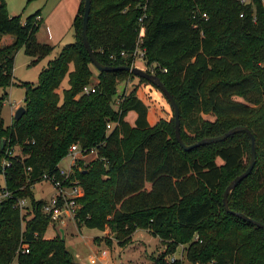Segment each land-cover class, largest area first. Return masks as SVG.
Returning a JSON list of instances; mask_svg holds the SVG:
<instances>
[{"label":"trees","instance_id":"trees-1","mask_svg":"<svg viewBox=\"0 0 264 264\" xmlns=\"http://www.w3.org/2000/svg\"><path fill=\"white\" fill-rule=\"evenodd\" d=\"M82 6L79 0L70 22L73 40L45 61L31 83L13 79L12 61L19 47L34 57L30 63L50 52L51 45L34 38L40 10L21 21L0 0V37L11 36L0 43V88L23 87L20 116L8 124L0 117V191L7 192L0 198V264H9L14 256L17 264H78L58 234L43 236L48 224L40 210L44 200L31 194L42 173L55 174L71 143L93 147L98 156L80 168L71 165L82 189L75 210L78 223L99 230L108 225L117 244L128 241L135 228L145 229L169 251L184 245L185 258L196 264H264V229L225 211L221 202L228 180L247 164V135L235 131L182 149L171 115L149 123L148 106L133 89L116 94L117 83L134 75L116 69L92 76L80 37ZM139 28L143 65L172 96L183 143L235 125L251 132L253 165L227 193L226 203L264 224L261 1L89 0L86 39L100 63L129 66ZM64 76L66 87L60 89ZM84 85L93 90L82 92ZM4 95L3 90L0 105ZM130 110L134 117L128 123L124 116ZM108 121L112 125L106 130ZM14 145L16 154L11 153ZM20 198L28 200L29 215L15 205ZM20 243L26 252L17 249ZM167 249L150 264H180L177 258L163 259Z\"/></svg>","mask_w":264,"mask_h":264},{"label":"rangeland","instance_id":"rangeland-1","mask_svg":"<svg viewBox=\"0 0 264 264\" xmlns=\"http://www.w3.org/2000/svg\"><path fill=\"white\" fill-rule=\"evenodd\" d=\"M244 1L247 2L248 0ZM260 1L264 6V0ZM4 2L7 13L12 15L17 14L21 21L34 10H40L41 21L34 33V38L37 42L50 44L52 46L50 52L46 56L30 63V57L23 53L22 47H19L12 61L13 79L34 83L40 66L44 65L45 61L52 57L62 44L73 40L70 22L77 5V0H4ZM10 40L11 36L8 34L1 35L0 37V43L9 42ZM32 58L34 59V57ZM89 66L93 73L92 76H94L96 70L91 64ZM130 66L146 70L142 59L136 56L133 57ZM146 71L151 72L150 68ZM94 80L92 78V81ZM64 87H66L65 76L59 85L60 89ZM121 89L125 91L133 89L134 93L147 104V120L149 123L154 122L158 117L168 119L171 115L166 100L149 83L140 82L133 76L117 83L116 94ZM3 90L5 91V95L1 100L0 117L3 124H8L15 108L20 105L22 106L23 87L14 84L6 86ZM3 90L0 88V94ZM112 107H114V104H112ZM133 116L134 112L130 110L126 113L124 119L130 123ZM205 116L211 118L209 115ZM108 122L111 127L112 122ZM11 153H18V147L12 146ZM89 159H92L91 154L80 157L75 153L73 158L75 168H80ZM69 160L66 152L58 161L59 167L65 169ZM77 160H80L81 164H78ZM52 192L53 189L43 180L31 186V194L34 199L46 200ZM28 207V200L25 199L20 214L27 213ZM20 224L22 227V218ZM59 228L62 229L64 248L68 251L72 260L78 264H150L153 257L167 249L166 243L142 228H135L130 234L128 241L117 244L108 225H104L100 230L89 228L78 223L75 214L73 219H65L62 226L47 224L43 236L51 237L58 234L60 238ZM183 246L182 244H178L172 251L167 249L168 251L163 255V259L168 261L171 258H177L180 260V264H196L185 258Z\"/></svg>","mask_w":264,"mask_h":264},{"label":"water","instance_id":"water-1","mask_svg":"<svg viewBox=\"0 0 264 264\" xmlns=\"http://www.w3.org/2000/svg\"><path fill=\"white\" fill-rule=\"evenodd\" d=\"M88 8H89V0H83V6H82V14H81V23H80V37H81V42L82 45L86 51V54L88 56L89 59V63L92 65V67L96 70V71H102V70H116V69H125L127 71H129L132 75L136 76V77H140L142 79H144L146 82H148L149 84L153 85L158 91L159 93L163 96V98L166 100L169 109L171 111V116H172V124H173V134H174V138L177 142V144L182 148V149H189L198 145H202V144H207V143H211V142H216L219 140L224 139L227 135L235 132V131H242L244 132L248 139H249V153H248V160H247V164L246 166L243 168V170H241L238 174L234 175L231 179L228 180V182L226 183L223 191H222V206L223 209L239 218H241L244 221H247L257 227H260L262 229H264V224L261 222H258L254 219L249 218L248 216L240 213V212H236V211H232L227 207V203H226V195L227 193L233 188V186L244 176H246L248 174V172L250 171L253 162H254V138L251 134V132L244 126L241 125H235L232 126L230 128H228L227 130H225L224 132L214 135V136H205L202 137L200 139H197L189 144H185L181 141L180 136H179V130H178V126H179V121H178V110H177V106L172 98V96L170 95V93L167 91V89L165 88V86L162 84V82L160 81V79L152 72H148L146 70L140 69L138 67L135 66H126V65H105L100 63L98 60H96V58L94 57L93 53L91 52V49L88 45L87 39H86V33H85V29H86V19H87V14H88ZM23 111V106H17L15 108V110L13 111L12 114V119L16 120L20 114ZM60 232V239H62V229L59 228L58 229Z\"/></svg>","mask_w":264,"mask_h":264},{"label":"built area","instance_id":"built-area-1","mask_svg":"<svg viewBox=\"0 0 264 264\" xmlns=\"http://www.w3.org/2000/svg\"><path fill=\"white\" fill-rule=\"evenodd\" d=\"M241 2H245L244 0H240ZM142 10H143V6ZM144 12H142L141 16H143ZM203 15V14H202ZM141 16L137 18L139 21ZM141 28V26H139ZM137 33L135 47L132 51V56H136L139 59H142V49L139 48L138 44L141 40V29ZM162 71L165 69L162 68ZM91 87L84 85L82 87V92L92 91ZM106 130L110 128L109 122L105 123ZM75 153L77 156L85 157L88 154L92 155V158H97V153L93 147L89 148H79L77 143H71L67 148V156H69V163L65 169L60 168L58 163L56 164L55 174H45L42 173L41 180L47 182L50 187L53 189L51 195L43 201L40 206L41 212H43L48 218V224L62 226L65 219H73L75 214V210L77 209L78 202L77 198L81 196L82 189L81 186L75 176H72V167L73 158ZM5 163V162H4ZM6 164V163H5ZM7 192L2 189L0 191V198L6 197ZM24 198H20L16 200V206L19 209H23L24 206ZM20 252H26L25 243H20L18 248ZM9 264H17L15 256L9 262Z\"/></svg>","mask_w":264,"mask_h":264},{"label":"crops","instance_id":"crops-1","mask_svg":"<svg viewBox=\"0 0 264 264\" xmlns=\"http://www.w3.org/2000/svg\"><path fill=\"white\" fill-rule=\"evenodd\" d=\"M78 1H79V0H77V3H78ZM75 9H76V7H75ZM74 12H75V11H74ZM8 14H10V13H8ZM39 16H40V15H39ZM2 40H3V39H2ZM1 43H3V42H1ZM43 43H45V42H43ZM47 44H48V43H47ZM49 45H50V44H49ZM31 59H33V58L30 57V60H31ZM41 66H42V65H41ZM41 66H40V67H41ZM133 117H134V116H133ZM132 119H133V118H132ZM131 121H132V120H131ZM50 195H51V194H50ZM50 195H49V196H50Z\"/></svg>","mask_w":264,"mask_h":264}]
</instances>
